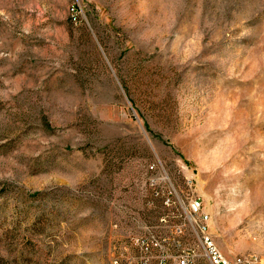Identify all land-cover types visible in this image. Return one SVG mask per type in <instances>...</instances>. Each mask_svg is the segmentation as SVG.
Instances as JSON below:
<instances>
[{
    "label": "rangeland",
    "instance_id": "374dc122",
    "mask_svg": "<svg viewBox=\"0 0 264 264\" xmlns=\"http://www.w3.org/2000/svg\"><path fill=\"white\" fill-rule=\"evenodd\" d=\"M197 196L264 264V0H0V264H211Z\"/></svg>",
    "mask_w": 264,
    "mask_h": 264
},
{
    "label": "built area",
    "instance_id": "2783aa9c",
    "mask_svg": "<svg viewBox=\"0 0 264 264\" xmlns=\"http://www.w3.org/2000/svg\"><path fill=\"white\" fill-rule=\"evenodd\" d=\"M156 165L151 164L149 166V169L155 170ZM161 180L163 183H165V177H162ZM161 181L159 178L152 177L149 179V184L155 191V195H159L160 193L165 194L163 190H159L158 186L160 185ZM164 188V186H163ZM166 202H170V198H166ZM190 214L194 216L195 223L192 225L194 226V229H200V235H201V241L205 245L206 249V255L210 261L211 264H243L245 260L241 258H236L234 260H231L227 257H225L220 249L217 247L215 242L213 241L212 237L209 234V214L203 210V202L199 196L196 197V206L194 208H189ZM178 230H182V226L180 225L178 227ZM141 246L146 252H149L154 247H159L161 242L158 239H152L151 241H147L145 239L141 240ZM115 261H119L120 264H149L150 258L149 257H143L140 261L134 262L132 260L128 261H121L119 259H116ZM165 261H161V264H164ZM174 264H194V262L190 259L182 258L178 259L174 262Z\"/></svg>",
    "mask_w": 264,
    "mask_h": 264
},
{
    "label": "bare ground",
    "instance_id": "6f19581e",
    "mask_svg": "<svg viewBox=\"0 0 264 264\" xmlns=\"http://www.w3.org/2000/svg\"><path fill=\"white\" fill-rule=\"evenodd\" d=\"M196 206V199H194L193 201H192V203H191V208H194ZM199 231H200V229H199ZM116 263H117V261H116ZM118 264V263H117Z\"/></svg>",
    "mask_w": 264,
    "mask_h": 264
}]
</instances>
